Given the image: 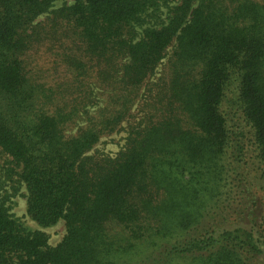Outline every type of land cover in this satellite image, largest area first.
<instances>
[{
  "label": "trees",
  "instance_id": "trees-1",
  "mask_svg": "<svg viewBox=\"0 0 264 264\" xmlns=\"http://www.w3.org/2000/svg\"><path fill=\"white\" fill-rule=\"evenodd\" d=\"M54 1L0 0V264H264V0Z\"/></svg>",
  "mask_w": 264,
  "mask_h": 264
},
{
  "label": "rangeland",
  "instance_id": "rangeland-1",
  "mask_svg": "<svg viewBox=\"0 0 264 264\" xmlns=\"http://www.w3.org/2000/svg\"><path fill=\"white\" fill-rule=\"evenodd\" d=\"M75 0H56L53 3V9L62 7L66 4H73ZM48 16V13H44L40 15L37 19V21H42ZM172 51V49H170ZM165 62L168 61V58L164 60ZM164 69V64H162L159 68V72H161ZM126 132L125 131H119L116 133H113L111 135L105 136L101 139V141L96 145L95 149L92 151H100L105 152L110 155H115L124 144ZM12 213L15 217L19 218L22 222H24L26 225L30 226L33 229H42L44 230L48 236H49V243L51 245L58 244L63 237L66 234V225L63 220L59 221L57 224L42 228L40 227L34 220L30 218V216L27 213V198H26V188L23 187L21 190V194L14 198V203L12 207Z\"/></svg>",
  "mask_w": 264,
  "mask_h": 264
}]
</instances>
